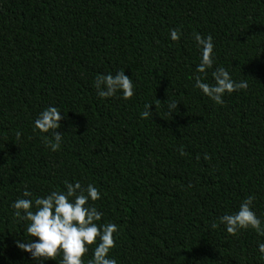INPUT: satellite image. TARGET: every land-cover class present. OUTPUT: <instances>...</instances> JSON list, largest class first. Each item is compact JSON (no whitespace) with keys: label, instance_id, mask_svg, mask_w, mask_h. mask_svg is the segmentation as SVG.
<instances>
[{"label":"trees","instance_id":"trees-1","mask_svg":"<svg viewBox=\"0 0 264 264\" xmlns=\"http://www.w3.org/2000/svg\"><path fill=\"white\" fill-rule=\"evenodd\" d=\"M194 34L212 36L204 74ZM219 67L248 83L223 104L195 87ZM121 70L134 95L99 97L97 76ZM49 107L64 117L55 152L35 128ZM66 181L99 189L116 264H264V235L221 223L254 196L264 227V0H0V264H60L17 247L30 238L12 204Z\"/></svg>","mask_w":264,"mask_h":264},{"label":"clouds","instance_id":"clouds-1","mask_svg":"<svg viewBox=\"0 0 264 264\" xmlns=\"http://www.w3.org/2000/svg\"><path fill=\"white\" fill-rule=\"evenodd\" d=\"M171 39L178 41L180 31L171 30ZM197 45L202 49V60L197 66L198 73H206L213 66V41L212 36L207 38L200 34H194ZM214 84L205 83L201 76L195 77V87L211 98L217 104H223L222 97L225 93H233L248 88L246 80L236 82L230 73L223 67L212 72ZM94 87L101 98L114 96L117 91H122L125 100L134 95L132 80L125 75L124 70L115 76H97ZM159 102V101H158ZM176 102L169 104V115L177 108ZM152 105L146 104L142 118L152 117L150 111ZM56 107H49L42 111L35 121V128L41 133H50L47 146L55 152L61 147L63 135L56 131L60 128V121L64 117ZM21 133L17 132L19 140ZM183 155V149H181ZM199 158V157H198ZM205 160L210 159L208 154ZM66 191H52L46 197L31 199H17L12 207L15 209V217L21 221H27L26 232L30 239L21 243L17 241V247L31 254L34 260L53 261L62 254L60 264H84V256L89 251V246L94 248L93 259L88 264H116L115 259L109 258V252L116 246L114 233L118 227L113 223L98 225L102 213L95 207L89 206V199L93 202L101 199L100 191L94 185L89 184L86 188L79 182L74 184L65 182ZM24 197H31L29 191H24ZM254 196L245 199L235 214L224 215L221 223L226 226V231L235 236L240 230L252 228L264 235V227L252 210ZM35 206V211L33 207ZM217 225L213 224V227ZM32 238H35L34 240ZM97 240L99 244L97 245ZM259 252L264 255V243L259 244Z\"/></svg>","mask_w":264,"mask_h":264}]
</instances>
